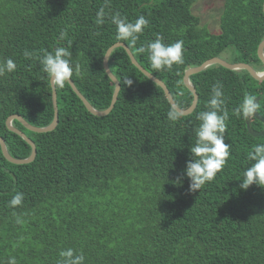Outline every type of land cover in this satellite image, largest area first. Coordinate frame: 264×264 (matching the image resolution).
Here are the masks:
<instances>
[{
  "label": "trees",
  "instance_id": "1",
  "mask_svg": "<svg viewBox=\"0 0 264 264\" xmlns=\"http://www.w3.org/2000/svg\"><path fill=\"white\" fill-rule=\"evenodd\" d=\"M195 2L0 0V62L11 58L17 65L0 77V137L10 155L26 159L32 147L8 129L9 117L19 115L40 128L54 120L41 50L69 47L71 62L80 66L71 79L99 111L112 103L115 85L104 58L116 43L126 44L137 62L166 84L182 110L194 100L184 84L191 67L222 57L263 71L258 47L264 40V0H224L218 34L192 12ZM101 8L105 23L97 25ZM117 12L131 22L141 15L148 20L135 45L116 39L111 16ZM65 30L68 37L60 41ZM157 35L165 44L184 41L182 64L151 68L148 53L138 49ZM25 51L33 56L25 58ZM109 67L121 90L108 115L90 113L67 82L56 87L59 123L53 131L36 133L13 122L36 145L33 162H9L0 145V264L11 257L17 264H57L67 248L82 253L84 264H264V187L239 186L251 164L249 151L264 143V135L253 136L264 123L235 112L245 94L253 95L264 118V81L246 70L213 65L190 78L199 97L196 109L172 122L164 90L124 48L114 49ZM217 82L228 112L224 137L230 156L214 180L190 192L186 177L176 181L190 159L196 117L208 110ZM17 192L24 194L22 205L9 207Z\"/></svg>",
  "mask_w": 264,
  "mask_h": 264
},
{
  "label": "clouds",
  "instance_id": "2",
  "mask_svg": "<svg viewBox=\"0 0 264 264\" xmlns=\"http://www.w3.org/2000/svg\"><path fill=\"white\" fill-rule=\"evenodd\" d=\"M105 17V10L101 8L96 13V24H104ZM111 22L117 29L116 39L130 41L133 45L136 44L139 35L148 26V20L142 15L131 22L126 17L121 16L119 12L111 16ZM67 37L68 32L62 31L59 40L63 41ZM183 44V40L165 44L163 37L157 35L154 41L148 42L146 47L141 46L138 51L140 53L147 52L151 68L159 71L166 68L170 69L174 64L184 62ZM69 46H71V40H69ZM41 52L42 55L39 60L42 71L47 74L53 86L63 88L74 73L80 74V66L71 62L72 52L69 51V47L58 46L52 51L41 50ZM24 56L31 58L33 53L25 51ZM16 67L15 61L11 58L0 62V77L6 73L14 72ZM124 84L131 86L132 80L125 78ZM211 93V98L207 102L208 110L201 111L196 117L200 123L194 129L196 139L189 149L190 159L186 162L182 175L176 181V183H180L186 177L189 180L190 192H197L207 182L214 180L230 156L231 145L225 143L224 137L228 112L222 107L225 104L222 83L213 84ZM260 107V102L256 96L245 94L235 112L242 118H251L259 111ZM167 116L170 121L176 122L182 118V112L173 107L169 109ZM248 159L251 164L243 171L240 188L246 191L252 185L264 187V143L255 145L249 151ZM23 201L24 194L17 192L9 201V207L21 206ZM59 257L57 264H84L85 261L84 255L82 253L76 254L72 248L61 250ZM8 264H17L15 257L9 258Z\"/></svg>",
  "mask_w": 264,
  "mask_h": 264
},
{
  "label": "water",
  "instance_id": "3",
  "mask_svg": "<svg viewBox=\"0 0 264 264\" xmlns=\"http://www.w3.org/2000/svg\"><path fill=\"white\" fill-rule=\"evenodd\" d=\"M118 47H122L124 48L131 61L133 62V64L146 76L148 77L151 81H153L154 83H156L158 86H160L165 94L166 97L168 99V101L170 102V104L172 105V107L177 108L178 111L182 112V115H189L191 114L197 107L198 104V94L196 89L194 88L190 78L191 76L201 73L204 70H206L207 68L213 66V65H220L226 69L232 70V71H240V70H246L250 73V75L258 80V81H264V70L263 71H257L256 69H254L251 65L246 64V63H231L227 60H225L222 57H214L212 59L207 60L206 62H204L201 66L198 67H191L189 69H187L185 71V75H184V84L185 86L189 89V91L194 95V100L192 105L190 106V108L186 109V110H182L180 109L170 90L168 89V87L166 86V84L160 80L159 78H157L156 76H154L153 74L149 73L146 69H144L135 59L134 55L132 54L131 50L129 49V47L124 44V43H116L114 44L112 47H110L106 53V56L104 58V67L105 70L108 74V76L110 77V79L112 80V82L115 85V90H114V95H113V99H112V103L110 105V107L106 110L103 111H99L97 109H95L90 102L81 94V92L78 90V88L76 87V85L74 84V82L72 81V79H70L69 84L71 85L72 89L74 90V92L78 95V97L82 100L83 104L85 105V107L87 108V110L92 113L95 116L98 117H103L108 115L115 107V104L117 102L120 90H121V85L118 81V79L113 75V73L110 70L109 67V58L111 56V54L113 53L114 49L118 48ZM258 57L259 59L262 61L263 65H264V40L260 43L259 47H258ZM52 85V84H51ZM52 100H53V107H54V120L53 122L47 126V127H35L31 124H29L23 117L19 116V115H13L11 117H9L6 121V125L8 127V129L16 134H18L19 136H21L31 147H32V153L31 155L26 158V159H16L14 157H12L8 151L7 148V144L5 142V140L3 138L0 137V145L2 148V153L5 156V158L16 165H22V164H28L31 163L35 160L36 155H37V148L35 143L27 137V135L21 131L20 129L16 128L13 124V122L15 120L19 121L25 128H27L29 131L32 132H36V133H47V132H51L53 131L58 123H59V110H58V104H57V91H56V86L52 85ZM259 101V99H258ZM255 117L260 120L262 123H264V118L261 117L260 115H258V113L254 114ZM264 135V130L262 132L259 133H253V136L258 137V136H263Z\"/></svg>",
  "mask_w": 264,
  "mask_h": 264
},
{
  "label": "rangeland",
  "instance_id": "4",
  "mask_svg": "<svg viewBox=\"0 0 264 264\" xmlns=\"http://www.w3.org/2000/svg\"><path fill=\"white\" fill-rule=\"evenodd\" d=\"M224 0H196L192 12L200 17L201 24L206 26L211 33L220 32V16Z\"/></svg>",
  "mask_w": 264,
  "mask_h": 264
}]
</instances>
